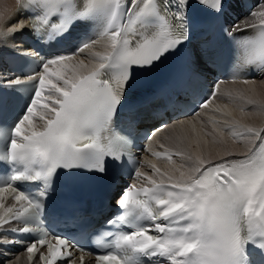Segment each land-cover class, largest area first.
Instances as JSON below:
<instances>
[{"label":"snow or ice","instance_id":"snow-or-ice-1","mask_svg":"<svg viewBox=\"0 0 264 264\" xmlns=\"http://www.w3.org/2000/svg\"><path fill=\"white\" fill-rule=\"evenodd\" d=\"M230 6L231 0H82L79 7L73 0H19L18 10H0V20L9 25L16 24L20 12L31 10L28 24L10 36L31 26L46 47L72 39L78 29L87 32L93 18L102 20L95 37L85 36L74 51L26 53L34 68L24 79L16 77L7 84L9 89L31 88V98L23 102L19 115L9 111L7 98L0 95L4 145L0 165L7 170L0 194L8 191L17 202L9 207L0 204V236L33 233L34 238L21 245L29 261L38 256L42 264H76L74 253L85 249L74 238L50 232L42 219L53 181L60 173H87L106 181L122 170L130 159L134 122L127 130L114 129L112 122L137 74L152 72L190 41L198 10L220 16ZM223 31L236 40L239 69L251 66L253 72L264 73V0H256L246 17ZM246 32L253 34L236 39ZM98 37L107 38V51L92 53V61L98 62L77 59ZM220 83L213 84L197 108L207 107ZM243 83L255 85L247 78ZM178 91L170 93L171 105L179 103ZM254 91V87L247 90ZM242 98L253 110L264 111V102L247 94ZM224 109L215 111L231 117V111ZM34 120L42 123L37 126ZM215 123L214 132H220L224 148L217 159L203 153L195 158L187 155L171 171L145 160L154 175L141 172V162H136L133 179L142 177L144 183L140 187L130 183L116 200L122 214L107 221L115 231L104 233L111 237L109 250L96 255L95 264H257V258L264 264V128L235 118L225 121L223 128L233 137L259 142L237 154L229 150ZM177 124L183 126L185 121ZM173 154L185 156L184 151L152 153L168 160ZM37 181L43 185L37 192L21 190L23 183ZM15 243L0 240V247ZM18 259L19 254L5 256L2 264ZM80 260L83 264L82 255Z\"/></svg>","mask_w":264,"mask_h":264},{"label":"bare ground","instance_id":"bare-ground-1","mask_svg":"<svg viewBox=\"0 0 264 264\" xmlns=\"http://www.w3.org/2000/svg\"><path fill=\"white\" fill-rule=\"evenodd\" d=\"M18 16L16 20H18ZM21 20V19H20ZM258 21V18L257 20ZM13 22H16L15 20ZM8 39V37L6 38ZM4 39H0V45H2ZM107 51V40L101 44H96L92 49H86L85 54L76 57L77 59H84L86 63L98 62L92 61V53H101ZM263 80H255V85H245L244 83H230L226 84L225 88L221 90L224 97L223 99L215 98L211 104L212 111L208 113H201L196 117L181 118L175 120L167 125V129L164 130L158 136V143L165 148H170L173 151H184L185 156H175L171 162H153L162 171H171L174 167H179L181 163L186 160L187 155H192L194 158L200 156L202 153L208 156L209 159H217L220 155H223L224 148L219 143L220 132H214L213 122L215 127L220 129L223 133V139L228 142V148L230 151L237 154L245 153L249 150L252 143V138H245L243 141L233 138L230 132L223 128L225 121H231L233 118L239 120L243 124H249L256 128L264 127V111L260 108L253 110L252 105H248L242 98L243 95H252L254 99L264 102V86L261 85ZM255 88L254 93H249V88ZM229 93L231 95H229ZM224 105L228 108L224 109ZM224 109V111H231L232 116L228 117L215 111L216 108ZM244 111L241 112V108ZM40 112L37 113L39 116ZM185 121L183 126L177 124L178 121ZM34 123L39 126L40 121L34 120ZM193 125L195 128L193 129ZM239 131V129H237ZM215 136V142H214ZM184 170V169H181ZM178 175V173H176ZM149 175H154L153 171ZM3 261H0L2 264ZM15 264H26L22 255H19V259ZM32 264H36L35 262Z\"/></svg>","mask_w":264,"mask_h":264},{"label":"clouds","instance_id":"clouds-1","mask_svg":"<svg viewBox=\"0 0 264 264\" xmlns=\"http://www.w3.org/2000/svg\"><path fill=\"white\" fill-rule=\"evenodd\" d=\"M19 0H0V10L5 8L11 9L13 11L18 10ZM11 17H9L10 19ZM27 25V21L21 19L16 22V24L9 25L6 20H0V39H6L12 34V32L18 28Z\"/></svg>","mask_w":264,"mask_h":264},{"label":"rangeland","instance_id":"rangeland-1","mask_svg":"<svg viewBox=\"0 0 264 264\" xmlns=\"http://www.w3.org/2000/svg\"><path fill=\"white\" fill-rule=\"evenodd\" d=\"M263 98H264V94H263Z\"/></svg>","mask_w":264,"mask_h":264}]
</instances>
